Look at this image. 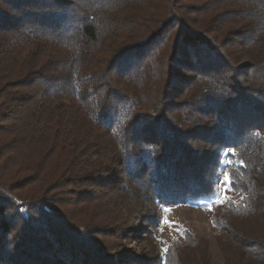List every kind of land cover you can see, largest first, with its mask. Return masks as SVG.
<instances>
[{
  "label": "trees",
  "instance_id": "trees-1",
  "mask_svg": "<svg viewBox=\"0 0 264 264\" xmlns=\"http://www.w3.org/2000/svg\"><path fill=\"white\" fill-rule=\"evenodd\" d=\"M224 157L221 264H264V0H0V264H126L121 227ZM182 235L164 264H215Z\"/></svg>",
  "mask_w": 264,
  "mask_h": 264
},
{
  "label": "rangeland",
  "instance_id": "rangeland-1",
  "mask_svg": "<svg viewBox=\"0 0 264 264\" xmlns=\"http://www.w3.org/2000/svg\"><path fill=\"white\" fill-rule=\"evenodd\" d=\"M181 73L184 78L188 71ZM176 90L177 88L173 85L169 92L174 95ZM199 154H202L201 151ZM225 163L226 157L223 158V166L218 172L215 193L208 199L196 202L168 203L164 206L155 204L152 209L147 211L143 208L148 206H146L148 201L143 203L144 207L140 212L134 214V218L121 227L123 230L118 237L117 246L121 249V253L125 251L124 254H128V258L124 260L125 255L122 256L120 263L135 262L138 264L142 258H145L147 264H164L166 246L181 241L182 230L189 228L197 236L208 240L213 262L221 264L220 253L210 228L213 213L232 193L228 183V174L224 167ZM192 175L189 174V176ZM20 211L24 212V208L21 207ZM130 255L132 256L130 257Z\"/></svg>",
  "mask_w": 264,
  "mask_h": 264
},
{
  "label": "snow or ice",
  "instance_id": "snow-or-ice-1",
  "mask_svg": "<svg viewBox=\"0 0 264 264\" xmlns=\"http://www.w3.org/2000/svg\"><path fill=\"white\" fill-rule=\"evenodd\" d=\"M243 163V162H242ZM227 178V177H226Z\"/></svg>",
  "mask_w": 264,
  "mask_h": 264
}]
</instances>
